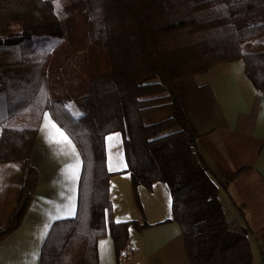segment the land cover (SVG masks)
Returning a JSON list of instances; mask_svg holds the SVG:
<instances>
[{"label":"trees","instance_id":"16d2710c","mask_svg":"<svg viewBox=\"0 0 264 264\" xmlns=\"http://www.w3.org/2000/svg\"><path fill=\"white\" fill-rule=\"evenodd\" d=\"M0 0V163L24 161L21 192L0 243L21 224L37 185L30 166L48 111L82 158L74 218L56 222L39 264H98L107 233L119 261L131 231L110 222L105 137L120 133L135 204L137 187L167 185L191 264H252L247 230L232 231L197 139L216 116L194 78L242 60L264 95V0ZM169 109L146 125L143 116Z\"/></svg>","mask_w":264,"mask_h":264},{"label":"crops","instance_id":"0c3cea01","mask_svg":"<svg viewBox=\"0 0 264 264\" xmlns=\"http://www.w3.org/2000/svg\"><path fill=\"white\" fill-rule=\"evenodd\" d=\"M194 83L207 87L216 110L211 129L196 141L197 149L212 180L227 182L225 189L218 187V197L222 206L228 203V216L243 220L252 264H264V95L247 78L242 60L218 64L196 76ZM170 114L165 109L144 115L142 120L154 124ZM105 154L107 170L114 174L108 183L111 207L105 216L106 228L110 222L126 221L147 226L131 231L127 251L119 261L111 236L100 237L96 242L98 264H124V260L126 264H191L181 228L171 220L167 185L157 182L150 190L138 186L141 211L135 215L131 178L123 172L124 156L122 161L112 159L106 147ZM29 164L38 176L35 192L20 226L0 243V264H39L53 225L74 218L77 212L82 158L48 111L41 116ZM25 171L26 163L21 160L0 163V229L7 227L14 212Z\"/></svg>","mask_w":264,"mask_h":264},{"label":"rangeland","instance_id":"374dc122","mask_svg":"<svg viewBox=\"0 0 264 264\" xmlns=\"http://www.w3.org/2000/svg\"><path fill=\"white\" fill-rule=\"evenodd\" d=\"M61 9H62V1L56 0L54 2V12L59 18L62 17ZM105 147L107 148L108 154L112 159L117 160L119 158L121 161L124 160L123 159V151H122V140H121L120 133L108 134L105 137ZM227 204L228 203L223 202V209H224L225 215L227 217V220L229 222V226H230L232 231H239L242 228V226H244L245 224H244L243 220H239L237 218H231L230 216H228V205ZM135 206H136V204H135ZM136 208L137 207H134V212H135V215H138L139 210ZM143 217L141 218V221H144ZM140 224H142V223L140 222ZM123 263L126 264V260H124Z\"/></svg>","mask_w":264,"mask_h":264},{"label":"snow or ice","instance_id":"6c2138e0","mask_svg":"<svg viewBox=\"0 0 264 264\" xmlns=\"http://www.w3.org/2000/svg\"><path fill=\"white\" fill-rule=\"evenodd\" d=\"M53 129H55V126L53 125L52 126ZM56 132H59V129H55ZM60 136H63V133H59ZM53 139H55V137H53ZM65 140L67 139L66 137L64 138ZM57 142H60V141H57Z\"/></svg>","mask_w":264,"mask_h":264}]
</instances>
